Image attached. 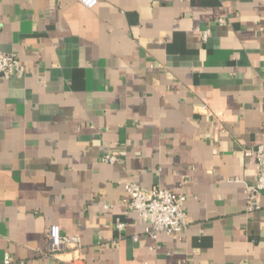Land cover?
<instances>
[{
	"label": "crops",
	"instance_id": "0c3cea01",
	"mask_svg": "<svg viewBox=\"0 0 264 264\" xmlns=\"http://www.w3.org/2000/svg\"><path fill=\"white\" fill-rule=\"evenodd\" d=\"M0 52L25 67L0 80V264H264V0H0ZM129 183L185 195L187 229L147 235ZM53 225L81 249L52 255Z\"/></svg>",
	"mask_w": 264,
	"mask_h": 264
},
{
	"label": "built area",
	"instance_id": "2783aa9c",
	"mask_svg": "<svg viewBox=\"0 0 264 264\" xmlns=\"http://www.w3.org/2000/svg\"><path fill=\"white\" fill-rule=\"evenodd\" d=\"M100 0H81V4L87 9H93ZM207 38L205 34L204 39ZM25 76V67L16 54H4L0 52V80H9L12 77ZM250 155V152H247ZM258 160L257 182L246 188L248 211L254 212L260 209L258 198L264 193V148H258L256 152ZM102 162L115 164L118 159L113 154H106ZM125 191L129 200L128 210L135 212L140 223L144 226L145 233L152 238H157L159 234H181L189 224L188 215L185 211L186 196L176 194L167 189L157 188L151 192H145L138 184L129 183L125 186ZM125 225H117L119 231H123ZM47 238L50 244L52 255L74 249L79 250L82 246L81 238L78 236L64 235L58 225L49 228ZM138 240V237L134 238ZM10 258H6L5 263L9 264Z\"/></svg>",
	"mask_w": 264,
	"mask_h": 264
}]
</instances>
